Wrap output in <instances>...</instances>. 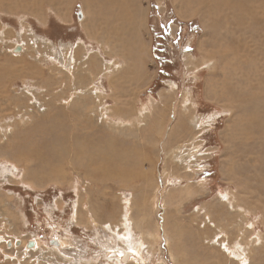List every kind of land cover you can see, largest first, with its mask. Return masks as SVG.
Here are the masks:
<instances>
[{
	"label": "rangeland",
	"instance_id": "374dc122",
	"mask_svg": "<svg viewBox=\"0 0 264 264\" xmlns=\"http://www.w3.org/2000/svg\"><path fill=\"white\" fill-rule=\"evenodd\" d=\"M255 1L0 0V264H264Z\"/></svg>",
	"mask_w": 264,
	"mask_h": 264
},
{
	"label": "bare ground",
	"instance_id": "6f19581e",
	"mask_svg": "<svg viewBox=\"0 0 264 264\" xmlns=\"http://www.w3.org/2000/svg\"><path fill=\"white\" fill-rule=\"evenodd\" d=\"M94 2L95 1H97V2H101V3H105V4H108L110 7H112L113 8V6H115V8L117 7V5H118V7H119V12H121V14L124 16V14H129V15H132L131 16V18H133V15L134 14H130V13H127L125 10H126V6L130 3H132L134 0H93ZM132 1V2H131ZM184 3L183 4H185V5H187L186 3H188L189 5L191 4V3H193L194 5V8H196V6L195 5H200L201 7H202V5L203 4H205V3H211L212 4V2L215 4V7L218 9L219 7H221V6H226V7H228L229 8V10H242V9H244V7L246 8V0H182ZM257 1V0H256ZM255 1V2H256ZM259 1V0H258ZM31 3V2H30ZM91 3V2H90ZM261 3V2H260ZM88 4H89V2H88ZM92 4V3H91ZM250 4V3H249ZM249 4H247V6L250 8L251 7V5L249 6ZM86 5H87V3H86ZM256 5V4H255ZM87 6H89V5H87ZM91 6V5H90ZM211 6V5H210ZM263 6V5H262ZM205 7V6H204ZM209 7V5L207 6V8ZM253 8V7H252ZM89 9V8H88ZM27 10V9H26ZM211 10V9H210ZM246 10V9H245ZM105 11V10H104ZM114 12H115V10H114ZM114 12L113 11H107L106 12V14L108 13V15H110L109 16V18L112 16H114ZM191 12H193V11H191ZM201 12H202V10H201ZM225 12V11H224ZM227 13V12H226ZM231 13V12H230ZM83 14V13H82ZM98 14V13H97ZM232 15V14H231ZM126 16V15H125ZM84 17V16H83ZM120 17V16H119ZM129 17V16H128ZM130 18V19H131ZM124 19V18H123ZM107 20V19H106ZM120 20V19H119ZM118 20V21H119ZM127 20H128V18H127ZM120 21H123L124 22V20H120ZM89 24H90V26L89 25H87V29H88V32H90L91 31V29L90 28H92L93 27V25H94V20L93 19H91L90 20V22H89ZM108 27V26H107ZM94 28V27H93ZM95 29V28H94ZM119 29V28H118ZM93 30V29H92ZM91 33H92V31H91ZM99 34V33H98ZM134 41V40H133ZM132 44H133V42H127L123 47H126V49H132ZM238 54V53H237ZM236 61V60H235ZM249 74V73H248ZM251 74V73H250ZM244 76V75H243ZM254 76V75H253ZM264 87V86H263ZM251 94V93H250ZM259 94V93H258ZM254 96V95H253ZM260 100V99H259ZM130 104V103H129ZM128 104V105H129ZM129 106H131V105H129ZM252 106V105H251ZM132 107V106H131ZM129 108V107H128ZM243 109V108H242ZM247 111V110H246ZM123 113V112H122ZM54 123V122H53ZM59 123V122H58ZM57 123V124H58ZM257 124V123H256ZM264 125V124H263ZM249 126V125H248ZM249 129V128H248ZM63 130V129H62ZM67 137V136H66ZM64 138L62 137V139L61 140H63ZM69 139V138H68ZM69 141H71V140H69ZM74 141H77L76 140V138L74 137ZM73 141V142H74ZM72 142V143H73ZM63 144H65V143H63ZM75 144V143H74ZM76 145V144H75ZM62 147V146H61ZM99 146H97V148H95V150H99V148H98ZM61 149V151H62V153L63 152H65V149H67L68 150V147L67 146H64V149H63V147L62 148H60ZM71 149V148H70ZM77 149V146H76V148H75V150ZM61 153V152H60ZM70 153H71V151H70ZM81 154V153H80ZM59 156H56L57 157V159H59V161L61 160L60 158L62 157V156H64V155H61V154H58ZM63 159H64V157H63ZM71 160V159H70ZM58 240V239H57ZM32 241V245L31 246H27V244H26V246L27 247H34V246H37V244H38V242H37V240H31ZM59 244H60V246H61V244L63 245L64 244V240L62 239H60L59 240ZM21 243V242H20ZM11 244V243H10ZM58 247V246H57ZM134 252V251H133ZM237 252V251H236ZM124 253H129L127 256V260L128 261H130V260H133L134 259V256L132 255V253H131V251H126V252H124ZM124 253L123 254H121L120 255V260H121V256H123L124 255ZM238 253V252H237ZM236 255V254H235Z\"/></svg>",
	"mask_w": 264,
	"mask_h": 264
},
{
	"label": "water",
	"instance_id": "95a60500",
	"mask_svg": "<svg viewBox=\"0 0 264 264\" xmlns=\"http://www.w3.org/2000/svg\"><path fill=\"white\" fill-rule=\"evenodd\" d=\"M81 17H82V13H81L80 10H78V11H77V15H76L77 20H80ZM17 49H18V48H17ZM16 243H19V242L17 241ZM49 243L52 244V245H55V246H58V245H59L58 240H57V239H54V238L49 239ZM27 245H28V246H31V245H32V241H30ZM128 254H129V253H124V255L121 256V261H124L125 259H127V257H128L127 255H128Z\"/></svg>",
	"mask_w": 264,
	"mask_h": 264
},
{
	"label": "trees",
	"instance_id": "16d2710c",
	"mask_svg": "<svg viewBox=\"0 0 264 264\" xmlns=\"http://www.w3.org/2000/svg\"><path fill=\"white\" fill-rule=\"evenodd\" d=\"M160 67H161V63H160V65H159V72H160Z\"/></svg>",
	"mask_w": 264,
	"mask_h": 264
}]
</instances>
